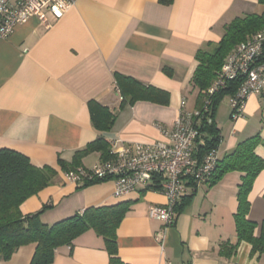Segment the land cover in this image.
<instances>
[{
  "label": "crops",
  "instance_id": "1",
  "mask_svg": "<svg viewBox=\"0 0 264 264\" xmlns=\"http://www.w3.org/2000/svg\"><path fill=\"white\" fill-rule=\"evenodd\" d=\"M263 8L257 0H77L60 18H30L0 39V149L56 171L48 186L20 204L21 213L40 211L39 220L51 225L88 207L130 201L116 229L117 254L127 264H264V254L245 241L229 256L219 252L221 244L237 243L234 214L243 172H227L213 184L187 183L182 207L167 225L148 216L150 207L166 202L158 189L142 187L116 198L111 180L79 185L65 178L59 164L70 163L75 151L98 137L109 153L166 142L159 126L171 129L181 110L194 112L200 105L191 81L196 52L213 47L235 17ZM116 73L166 95L120 106ZM231 94L221 96L213 113L219 158L254 135L264 142V90L247 99L236 120L230 118ZM91 100L115 114L110 129L94 127ZM262 142L255 153L264 159ZM106 159L92 152L73 170ZM263 194L264 168L248 194L246 217L257 224L255 236L264 221ZM35 248L24 244L0 264H30ZM50 264H109L104 238L89 228L56 248Z\"/></svg>",
  "mask_w": 264,
  "mask_h": 264
},
{
  "label": "trees",
  "instance_id": "2",
  "mask_svg": "<svg viewBox=\"0 0 264 264\" xmlns=\"http://www.w3.org/2000/svg\"><path fill=\"white\" fill-rule=\"evenodd\" d=\"M257 2L264 6V0H257ZM223 28L224 34L213 47L209 44L207 45L209 47L199 49L195 54L197 65L191 81L198 89L200 98L198 109L202 108L205 91L217 77L226 55L238 43L264 29V8L259 14L235 17ZM114 76L121 96L120 106L133 103L138 99L151 100L157 99L160 94L166 95V92L144 85L131 77L118 73ZM238 83L239 80L231 81L226 88L210 97L213 118L218 100L225 94L233 93ZM89 109L95 128L102 131L111 128L115 119L113 112L94 100L89 101ZM199 128L207 134L206 149L218 146L220 134L214 123L206 124L201 119ZM261 142L258 134L239 142L229 153L218 159L209 179V183L213 184L227 172L244 173L237 191L238 204L234 214L237 243L230 246L225 243L220 245L219 252L225 256L231 255L240 241L249 243L252 252L264 254V221L260 224V234L255 236L254 229L257 224L246 217L249 211L248 194L256 176L264 168V159L255 153L256 146ZM92 152H99L103 159L108 158L109 147L103 137H98L83 149L75 151L70 163L59 159V164L63 170H73L80 166L83 157ZM55 176L56 171L50 166H34L27 156L11 149H0V259L10 258L17 248L33 242L36 248L30 264H50L56 248L70 244L82 232L92 228L104 238L109 264H127L117 254L116 229L128 210L130 201L88 207L80 213H75L51 225L43 224L39 220L40 211L25 215L21 213L20 204L48 186ZM100 180L94 179L89 183ZM183 200L184 197L176 205V210L182 207Z\"/></svg>",
  "mask_w": 264,
  "mask_h": 264
},
{
  "label": "built area",
  "instance_id": "3",
  "mask_svg": "<svg viewBox=\"0 0 264 264\" xmlns=\"http://www.w3.org/2000/svg\"><path fill=\"white\" fill-rule=\"evenodd\" d=\"M76 1L0 0V39L9 37L16 26L30 18L41 22H45L48 15L60 18ZM235 80L239 83L229 98L233 120L241 117L251 95L264 90V29L238 43L226 55L217 77L205 91L201 109L194 112L181 110L171 129L159 126L166 142L113 148L106 160L88 169L67 171L65 178L79 185L94 179H110L116 198L142 187H157L166 202L150 207L148 216L172 224L176 205L186 194V184L208 182L216 167L218 146L205 148L207 134L200 130L199 123L201 119L206 124L214 123L210 97Z\"/></svg>",
  "mask_w": 264,
  "mask_h": 264
}]
</instances>
